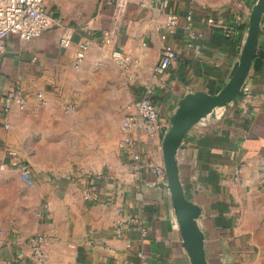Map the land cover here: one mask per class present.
Segmentation results:
<instances>
[{
    "label": "crops",
    "instance_id": "1",
    "mask_svg": "<svg viewBox=\"0 0 264 264\" xmlns=\"http://www.w3.org/2000/svg\"><path fill=\"white\" fill-rule=\"evenodd\" d=\"M255 1L170 0L180 18L162 39L166 12L156 0H98L86 20L47 0L52 24L40 36L10 33L1 41L0 264H36L27 240L36 233L45 237L44 264H190L169 191L147 165L163 161L166 130L150 141L140 135L146 142L135 159L119 147L121 116L147 87L168 122L186 93L219 91L247 22L237 41L238 32L224 33L207 18L248 21ZM188 13L198 34L192 40ZM64 35L71 38L66 47L59 44ZM164 45L177 56L157 73ZM246 84L247 93L195 125L179 148L181 182L201 207L209 264H264V26ZM16 87L23 106L13 100L3 111V96ZM67 103L75 110L66 111ZM23 164L31 168L27 180Z\"/></svg>",
    "mask_w": 264,
    "mask_h": 264
},
{
    "label": "built area",
    "instance_id": "2",
    "mask_svg": "<svg viewBox=\"0 0 264 264\" xmlns=\"http://www.w3.org/2000/svg\"><path fill=\"white\" fill-rule=\"evenodd\" d=\"M158 8L161 11L166 12V21L161 26L163 32L161 38L166 39L168 34L174 32V28L179 22V14L169 9L170 0H156ZM187 31L189 40H192L198 36L193 30L192 15L188 13L186 16ZM247 19L242 16H238L235 19L234 25L226 24L222 21H218L213 17L207 18V23L211 27L220 29L227 34L237 33L238 27L246 24ZM52 24V19L48 12L47 0H0V55L3 52V46L1 41L10 33H15L22 39H31L38 37L42 32ZM71 38L69 35H64L59 38V44L66 47L70 44ZM195 53H200V50L192 46ZM83 48L84 45H81ZM84 56V51L81 49L77 52V61L79 62ZM176 52L170 45H164L160 50V56L158 62L155 64L154 70L157 73H161L166 70L169 65L175 60ZM112 57L118 60L120 63H124L127 58L123 56L118 49L112 51ZM78 65V64H77ZM146 93L142 98L135 100L121 116V131L122 137L119 141V147L129 156L138 159L140 157V150L137 146L142 140L140 135H147L149 141L154 137H159L163 134L169 125L167 119L163 118L160 114L155 102L151 97V88H146ZM16 100L21 107L24 104V97L22 96L21 89L16 87L12 92H8L3 96V111L9 109L10 103ZM76 105L73 103H67L64 106L66 111L75 110ZM147 165L155 173L156 179L160 183L166 184V172L162 160L151 159L147 162ZM22 177L29 179L31 176V168L28 165L23 164ZM237 179V177H236ZM87 197L90 195L87 194ZM117 234H122L120 226L116 228ZM3 231L0 230V235ZM27 240L32 247V257L36 264H44L46 260V254L43 250V244L45 237L42 234L36 233L27 237ZM0 240V244L3 243Z\"/></svg>",
    "mask_w": 264,
    "mask_h": 264
},
{
    "label": "water",
    "instance_id": "3",
    "mask_svg": "<svg viewBox=\"0 0 264 264\" xmlns=\"http://www.w3.org/2000/svg\"><path fill=\"white\" fill-rule=\"evenodd\" d=\"M264 26V0H256L248 16L246 31L239 57L232 65L227 81L215 93L201 89L186 93L178 100L177 107L169 116V126L162 136V158L166 172L175 221L181 238L183 252L190 264H209L204 247V233L198 224L201 207L186 197L179 172V148L191 129L216 115L218 111L249 91L246 78L258 46L259 35ZM242 32L235 35L237 41Z\"/></svg>",
    "mask_w": 264,
    "mask_h": 264
},
{
    "label": "rangeland",
    "instance_id": "4",
    "mask_svg": "<svg viewBox=\"0 0 264 264\" xmlns=\"http://www.w3.org/2000/svg\"><path fill=\"white\" fill-rule=\"evenodd\" d=\"M98 0H49V6L69 18L86 20L97 9Z\"/></svg>",
    "mask_w": 264,
    "mask_h": 264
}]
</instances>
